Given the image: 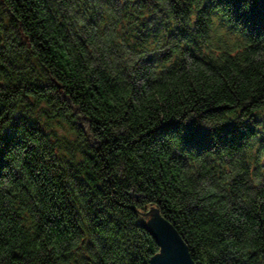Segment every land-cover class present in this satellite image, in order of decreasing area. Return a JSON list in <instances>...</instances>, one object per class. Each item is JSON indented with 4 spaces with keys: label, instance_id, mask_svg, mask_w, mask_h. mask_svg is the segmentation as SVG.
<instances>
[{
    "label": "trees",
    "instance_id": "1",
    "mask_svg": "<svg viewBox=\"0 0 264 264\" xmlns=\"http://www.w3.org/2000/svg\"><path fill=\"white\" fill-rule=\"evenodd\" d=\"M155 203L264 264V0H0V264H150Z\"/></svg>",
    "mask_w": 264,
    "mask_h": 264
},
{
    "label": "water",
    "instance_id": "2",
    "mask_svg": "<svg viewBox=\"0 0 264 264\" xmlns=\"http://www.w3.org/2000/svg\"><path fill=\"white\" fill-rule=\"evenodd\" d=\"M156 209H160L157 204L156 207L150 205L149 210H154V212H151L150 214H154V216H149L150 220L145 216L147 224L144 227L156 237L161 246L160 253L151 256L150 264H197L185 241L171 223L160 216V214L156 213ZM148 211H142L141 208H138L136 212L138 216L141 217L139 212H147L148 214ZM142 220L140 221V224L143 226L145 222L142 223Z\"/></svg>",
    "mask_w": 264,
    "mask_h": 264
}]
</instances>
